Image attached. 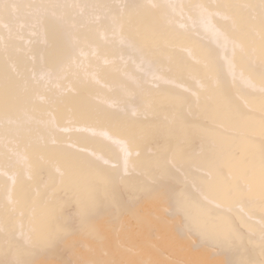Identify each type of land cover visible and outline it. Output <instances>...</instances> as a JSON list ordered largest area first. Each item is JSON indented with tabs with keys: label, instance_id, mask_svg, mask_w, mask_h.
<instances>
[{
	"label": "rangeland",
	"instance_id": "1",
	"mask_svg": "<svg viewBox=\"0 0 264 264\" xmlns=\"http://www.w3.org/2000/svg\"><path fill=\"white\" fill-rule=\"evenodd\" d=\"M203 4L206 0H0V100L4 99L0 104V264H122L125 259V264H133L132 261L141 253V258L135 263L144 264L147 240L156 243L161 238L153 225L156 221L167 226L183 251L180 260L172 264H264V209L257 210L258 203L253 199V193L262 185L264 188V184L259 185L261 181L264 183V165L258 166L264 158V147L258 150L257 156H252V143L257 136L248 138L250 130L245 127L238 134L247 137L249 144L235 148L232 132L228 129L231 121L239 116L253 114L252 105L241 99L246 93L234 95L233 81L228 80L221 85L227 91L222 97L228 96V104L218 107L211 102L216 96L211 92L218 87L217 83L209 84L213 82H209L210 79L219 77L215 72L222 68L221 55L216 47L228 42L246 43L249 38L241 39L243 34L264 37V30L251 23L263 22L264 13L256 10L253 16L239 21L242 25L238 29L236 17L246 11V2L211 0L207 11L232 13V19H222L213 14L212 23L219 30L229 29L230 39L221 44L213 39H201L191 47L175 44L178 38L187 37L188 33L182 32V27L176 29L174 16L178 14L181 19L188 20L187 14H191L198 18L200 11L197 7ZM4 5L16 7L5 10ZM176 6L178 9L174 8ZM109 7L111 10L108 11ZM116 34L123 37L115 38L113 44L106 42ZM195 36L199 40L203 35L197 33ZM86 44L95 45L97 53L103 47L104 56L100 58L96 53H90L84 57L74 53L76 46L85 49ZM127 44L134 49L127 50ZM260 44L264 45V39ZM208 50L212 52L207 54ZM250 58L248 56V60ZM73 59L77 60L75 65ZM138 60L141 67L157 65L160 73L170 72L173 78L178 79L177 84L155 80L147 85L143 82L131 86L133 73L130 69ZM236 63V66L240 65ZM207 64L210 66L206 67ZM254 66L256 75L264 71V55ZM87 69H91V73L84 76ZM137 73L141 78L156 77L155 72ZM98 78L102 81H97ZM144 84L152 98L151 105L157 104L158 108L145 110L140 125L152 133L141 143L138 140L141 129L135 126L137 128L130 136L137 148L130 155L135 162L128 173L119 178L116 163H102L91 152L95 147L103 149L108 138L101 139L98 132L78 125L82 122L87 126L117 125L123 128L126 125L125 113H119L118 105L104 107L101 104L110 94L127 88L135 100L142 103L141 88ZM262 84L264 77L254 86ZM94 89L98 95L88 99ZM262 91L264 89L259 92ZM168 93H171L170 98H167ZM46 95L48 98H44ZM81 98L85 99L86 108L100 104L94 112L99 115L98 120H73L72 125L79 128L66 130L62 127L54 136L49 135L52 129L46 125L50 118L37 120V117H48L65 109L61 117L54 120L56 126L62 124L74 115L75 107H82L83 104H78ZM118 102L115 101L116 104ZM169 102L171 111L166 114L164 106ZM42 105L45 110L39 109ZM223 108H237L231 120L205 126ZM206 109L209 111L205 112ZM21 111H30L34 115L29 129H25L24 121L17 129L14 128V119L20 117ZM179 128L183 131L179 132ZM218 132L222 138L215 139ZM82 134L87 138H82ZM54 137L63 138L58 143L59 148L71 150L61 153L63 158L71 156L74 160L78 153H82L80 161L92 162L80 164L72 170L66 166L62 171L54 169L52 153L55 155L59 149H54ZM73 138H77V145L67 143ZM19 145H23V154L34 164L30 168L31 177L26 178L25 201L18 209L16 198L7 200L5 195L9 170L18 169L16 178L20 179L23 168L27 166L14 160L15 149ZM178 145H182L181 150H175ZM118 147L119 143H115L110 150L116 153ZM39 151H46L49 158L38 155ZM233 151H239L235 159L230 158ZM201 154L205 155V163L195 172L189 162ZM106 165L110 171L103 175L101 171ZM90 166L100 175L88 176ZM228 166L239 169L240 176L231 175L223 183H218ZM34 171L36 180L32 179ZM103 176L112 179V183L99 186V182L104 181ZM240 179L242 182L257 179L252 190L243 197L240 194L247 189L244 185L238 186ZM127 181L129 183L125 186ZM39 184L43 196L37 201L36 186ZM86 186L92 189V197L97 202L95 207L87 205L89 210L85 209L87 216L83 219L76 211L75 203L66 201L83 202L87 196L84 192ZM56 187H59L58 192H53ZM214 190L217 195L213 194ZM16 191L14 189L10 193L16 194ZM228 195L232 196V201L226 202ZM149 201L153 202L152 205ZM38 203L43 205L44 211L40 214L44 217L35 226L36 231L29 232V225L33 223L29 213ZM170 203L172 207L169 209ZM141 204H146L149 211H145L150 213L143 222L152 225L153 232L136 244L119 242L110 249L112 242L120 239V234L103 237L99 229L113 227L119 214L124 216L120 225L137 228L139 223L132 213ZM49 210L54 214L48 215ZM24 216H29V221L22 220ZM102 218H107V221L102 222L98 229ZM80 222H91L90 231L77 232ZM63 224L65 230L55 234L56 228ZM44 231L46 234L40 237ZM73 233L77 234L76 237H72ZM37 243L42 246L38 247ZM96 247L102 250L98 255H95ZM116 250L122 251L124 258L116 256L109 261V256H115ZM171 252L168 248L152 261L159 262L158 259L166 258ZM199 254L203 256L199 257Z\"/></svg>",
	"mask_w": 264,
	"mask_h": 264
},
{
	"label": "bare ground",
	"instance_id": "2",
	"mask_svg": "<svg viewBox=\"0 0 264 264\" xmlns=\"http://www.w3.org/2000/svg\"><path fill=\"white\" fill-rule=\"evenodd\" d=\"M150 1H158V0H150ZM177 1V0H172ZM211 0H206V4L200 5L198 8V10L200 11L198 18H193V16L191 14H187V18L188 20H183L180 18V16L177 14L176 16H174V20H175V27L176 29H182L181 31H187L185 33H188L187 37H180L178 38V40H176L175 44H187L189 45V47L191 46H196V43H198L199 41L202 40H209L211 41L212 39L215 40V42H217L218 44H221L223 42L228 41L229 38V29L226 30H219L218 27H214L212 25L213 23V14H217L218 16L222 17V19L227 18V19H232V13H227V14H221V12H217L216 10L214 12L213 9L212 11H207L208 8V4ZM240 0H234L235 2H238ZM246 2V11H244L241 15H237V22H236V28H241L242 22L239 21H243L244 19H247L251 16H253L256 12V10H261L264 13V0H244ZM254 1V2H253ZM192 3V2H191ZM190 7H193L191 4H189ZM188 5V7H189ZM175 9H178V6L174 7ZM197 8H195V11L197 10ZM194 10V7L191 8ZM235 9V8H234ZM111 10L110 7L108 8V11ZM202 11V12H201ZM204 11V12H203ZM207 11V12H206ZM195 14V13H194ZM107 15V14H106ZM238 16L240 19H238ZM252 25H259L258 27L261 28L262 30H264V21L263 22H251ZM187 28V29H185ZM253 28V27H252ZM254 29V28H253ZM219 30V32H217ZM255 30V29H254ZM191 31H193L195 34L199 33L203 36H200L201 38L199 40L196 39L195 34H193ZM212 31V32H211ZM245 31V30H244ZM205 33H210V34H204ZM123 37L121 34H116V35H112L110 38L107 39L106 42H111L112 44L115 43L114 40L115 38H121ZM245 37L248 39V41H246V43L243 44H234L233 42H228L227 45H223L220 47H216V49H218V52L221 55V59H220V67L221 71L218 70V72H215L217 74V76L219 75V77L217 78H212L209 80V83L211 84V86H213V83H217V88H215L214 91H212V94H216V96H214V98L211 100V102L215 105H217L218 107H225V105L228 104V96H225V98L222 97V95L224 93H227V91L224 88H221L223 86H221L223 83H225L226 81H233L234 84V95H241L242 93H246L244 96H241V99L244 101V103L246 104H250L251 106V110H253V114H246L243 116H239L236 120L231 121V123L228 126V129L232 132V136H231V140L234 141L235 143V148L240 147L243 148L244 146L248 145V138H251L252 136H257V139L254 143H252V145L254 146V154L252 156H257L259 154L258 150L262 147H264V91H262V93H260V90L264 89V84H262L261 86H257L260 87V89H256L257 87L254 86V84L256 83V81L261 80L264 77V71H262L259 75H256V73H254L255 71V64L256 61L260 59H262L263 55H264V45L262 46L260 44V42L264 39V37H260V36H250V33L246 34V35H240L241 39H245ZM252 37V38H251ZM202 39V40H201ZM197 41V42H196ZM127 46H129L128 48H126L127 50H133V46H130L127 44ZM75 51L74 53L77 54H81L84 57H87V55H89L90 53H96V55L98 57H102L104 56V48L100 47L97 53V50H95V45H88L86 44V48H80V47H75L74 48ZM95 50V51H94ZM207 54H209L210 52H212L211 50L206 51ZM248 56H250V60H248ZM259 57V58H258ZM87 61L89 60L88 58H86ZM73 63V65H75L77 62V60ZM243 61V64H241ZM240 64L239 66H236L237 63ZM241 62V63H240ZM141 61H136L133 64V67L130 69V71L133 73V76L130 78L131 81V86H133L134 84H140V83H145L146 85L150 82H169L171 84H177L178 79L173 78L170 75V72L165 71L164 73H160L159 68L157 65L155 66H150L145 64L144 67L140 66ZM218 64V63H217ZM151 65V64H150ZM209 67L210 65L207 64L206 67ZM86 67V65H85ZM138 71H144L147 73L150 72H155L156 77L154 79H151V77L148 76H144L143 78H141V76H139V74L137 73ZM91 73V69H87L86 73L84 74L87 75ZM197 79V78H195ZM232 79V80H231ZM97 81L101 82L102 79L98 78ZM143 85V87L141 88V92L143 93V102L139 103L137 102V100H135V96L133 93H131L130 89H122L120 91H117L116 93H112L109 95L108 98H106V103L102 102V106H108L110 105L111 107L114 105H118L119 107V113H125V120H126V125L123 128H119L117 125L113 126V127H102V126H87L82 124V122H79L80 124L78 125L80 128H85V130H94L96 132L99 133V138L103 139L105 137L108 138L107 144L103 147V149L98 150L99 148H93L91 149L92 153L94 154V156L98 157V159L103 163V162H110V163H116L117 164V170H118V177L122 178L124 177V175H126V173H128L130 166L135 162V159L130 156L133 154L134 151L137 150V148L134 146L133 141L130 139L131 134L133 133L134 129H136L138 126V129H141L140 132V137L138 138L139 141H141V143H144L148 138L149 135L152 133L151 130H148L146 127L140 125V119L141 116L144 114L145 110H149V111H153L154 109L158 108L157 104H153L151 105L152 101H151V97L148 95V88L146 85ZM92 88H95L94 85H92ZM114 88H116V85H114ZM250 88H252V90H249ZM197 89H195L196 91ZM248 91V92H246ZM252 92V93H251ZM98 91L96 89H94L91 93H89L88 99H93L98 95ZM210 93V94H211ZM209 93H207L206 95H210ZM171 97V93H168L167 98ZM44 98H48V96H44ZM4 99H1V103H3ZM119 100V102L116 104L115 101ZM196 101V100H195ZM198 101V100H197ZM147 105H145V103H147ZM86 101L85 99L81 98L78 101L79 106L81 104L82 107H75L73 109V113L74 115L72 117H70V119H68L66 122L60 124V125H55V121L57 118L61 117V114L64 112L65 109L63 110H58L57 114L55 113V115H48L47 116H42V117H37V120H48V118H50V121H47V126L49 127V129H52L49 133L50 136H54L56 133V130H58L59 128L65 127V129H69L72 130L79 128L78 126H73L71 121L73 120H84V119H96L98 120L99 115H96L94 112L96 111V108L100 106V104H96L90 108H86L84 105ZM145 105V106H144ZM40 110H45V106L42 105L40 108ZM237 108H231V109H225L223 108L221 110V113L218 116H215L214 118H212L210 120V123H207V125L205 126H213V124H217V123H221L222 121H230L233 114H235ZM164 111L166 114H168V112L170 113L171 111V104L170 102L167 103L164 106ZM209 110H205V112H207ZM20 117L14 119V128L17 129L20 122L24 121V127L25 129H29L30 128V123L34 120V115L28 111V112H23L21 111L19 113ZM50 116V117H49ZM206 116L209 117V114L206 113ZM52 118V119H51ZM52 120V121H51ZM54 127H56L55 129H53ZM204 127V125L202 126ZM247 127L250 130L249 133V137H244L241 136L240 130L242 128ZM72 128V129H71ZM145 128V129H144ZM32 130V129H31ZM183 129L179 128V132H182ZM219 134H217L216 138H222V134L220 132H218ZM66 134H71V133H66ZM82 138H87L86 134H82L81 135ZM212 137V136H211ZM214 137V136H213ZM63 140V138H57L54 137L53 141L56 142L55 144V148L54 149H58V143L61 142ZM209 140V137L207 139V141ZM67 143L70 144H75L77 145V138H73L71 140H68ZM115 143H119V147L117 149L118 152L114 153L110 150L111 146ZM82 147V145H80ZM181 146L182 145H178L175 150H181ZM140 148H143L144 146H139ZM168 150L170 148H167ZM71 150L70 148H65V149H61L59 148L57 150V153L54 155L52 153L53 159H51V164L54 166V169H57L59 171H62V169H64V166H66L69 169H76L77 167H80V164H90V160H88L87 162L85 160H79L80 159V155H82V153H78V157L74 160L73 158L70 157H66L63 158L61 153H69ZM239 151H233L232 155L230 156V158L235 159L239 154ZM44 155L45 157L49 156L47 155L46 151H39L38 155ZM30 156L32 157V154H30ZM204 158L205 155L201 154L199 155V157L195 158V159H191L190 163V167L192 168V170H197L199 167H201L205 162H204ZM16 163H26L27 166L23 168V173L20 179L16 178V174L18 172V169L16 168H12L11 170H9V172L7 173V175L10 177L8 179L7 182V189H6V199L7 200H13L16 198V205L19 208H21L23 206V202L25 201V186H26V178L31 177L30 173L31 170L30 168L33 166L34 161L30 160L28 157H26L23 154V145H19L17 146V148L15 149V158H14ZM63 161V162H62ZM75 161H80L76 164ZM65 163V164H64ZM264 165V158L262 159V161L258 162V166H263ZM91 170H89L90 172H88V176L90 177H96L100 175V172L96 169H92V167L90 166ZM108 171H110L109 166L106 165V167L104 168V170H102L101 172L103 173V175H105ZM196 172V171H195ZM241 172L239 169L237 168H230V166H228V168H225L224 173L222 174L223 176H221L220 180L218 183H223L229 176L234 175V176H240ZM186 175V174H185ZM103 180L104 181H100L99 182V186H101V184H107V183H112V179H106L105 176H103ZM37 176L35 171L33 172L32 175V179L36 180ZM77 178L79 179H85V178H81V176H78ZM257 181L253 180V179H249V181H245L242 182L241 179L238 182V186L242 187V185H244L246 187L247 190H244V192L242 194H240V196H245L247 195V193H249L253 187V185H255L254 183ZM128 181L125 183V186L128 185ZM119 184V183H118ZM264 184L263 181L259 182V185ZM40 185H37V201L39 200V197L42 198V193L40 190ZM263 186V185H262ZM259 187L258 190H256L255 193H253V199L257 201L258 206L256 207L257 210L260 209H264V188ZM16 189V194H12L10 193L11 190ZM59 187L55 188V191L52 190L53 192H58ZM113 191V190H112ZM52 192V193H53ZM87 196L85 197V200L83 202H78L77 200H68L66 202H73L76 205V211L78 213H80V215L82 216V218L84 219L85 216H87V212H88V207L87 205H93L92 207H95V203L97 201H95V199H93L92 194L93 191L92 189L88 188V186L85 187V191H84ZM110 192V191H109ZM214 195H217L218 192L216 190H214L213 192ZM111 196H113V192H111ZM232 201V196L228 195L226 202ZM149 204L152 205L151 201L148 202ZM147 205L146 204H141L140 207H138L137 209L133 210L134 214L132 213V216L134 217V219L139 223L137 228H133L132 226L129 225H120V221L123 223V218L124 216L119 214V216L116 217V221L114 222V226L113 227H109L106 230H102V228H100L102 222L107 221V218H102V220H99L98 223V229L101 232L100 236H105V235H109L111 237L115 236L116 234H120V239L117 240L116 242H112V244L110 245V249H113V245H115L116 243L118 244L119 242H121V244L127 245V244H136L137 242H140V240H142L143 236L151 234L153 231L150 228V226L148 223L143 222V219H145L150 213H146L145 209H146ZM170 207H172V204L170 203L169 205V209ZM85 209H87V212L85 211ZM93 208H90V210ZM148 210V209H146ZM44 209H43V205H41V203H38L36 206H33V210L31 213H29V215L32 218L33 223H31L29 225V232H35L36 228L35 226H37V223H40L41 220L43 219V215H41L40 213H43ZM120 211H123V209H121ZM119 211V212H120ZM149 211V210H148ZM54 211L49 210L48 211V215H53ZM79 219V218H78ZM22 220L25 221H29V216H24V218H22ZM8 221V218L7 220ZM19 221V220H18ZM76 221V220H75ZM91 223V222H90ZM90 223L85 222L83 224H79V228L77 230V232H81L83 231L85 232H89L92 225L90 226ZM66 225V224H65ZM156 229L158 230L159 234H161V238L159 240V242L157 241L155 242H151L149 239L147 240L145 246H144V252L146 254V259H145V263L144 264H156V263H160V264H172L171 262H175L177 260H180V258L183 256V251L181 250L180 246H179V242L177 241V238L174 237V235L172 233H170V231H168L167 226L164 225L163 223L157 222L153 224ZM262 226H264V220L262 221ZM146 229V230H145ZM63 230H65V226L64 224L59 226L58 228H56L55 234H59L60 232H62ZM75 232V233H77ZM73 233L74 236L72 237H76L77 234ZM40 234V233H39ZM46 234V231L42 232V234H40V237H43V235ZM107 238V237H106ZM147 239V238H146ZM38 247H41L42 245H40V243H37ZM58 246H60L58 244ZM138 248V250L140 251L141 248L140 247H136ZM170 248L171 249V253L169 256H167L166 258H162V259H158L159 262H155L152 261L153 259H156V256H158L159 254H161V252H163L164 250ZM174 248V249H172ZM177 250H176V249ZM97 250V254H100V251H102L101 249H99V247L95 248ZM115 256L110 255V259L109 261L114 260V258L117 256H121L123 252L116 250L115 251ZM142 254V253H141ZM141 254H139L133 262V264H136L135 262H137L141 257ZM199 257H202V254L198 255ZM124 258V257H122ZM94 259V258H93ZM93 262V260H92ZM127 263V260L125 259L122 264ZM143 263V262H142ZM213 264V263H211Z\"/></svg>",
	"mask_w": 264,
	"mask_h": 264
},
{
	"label": "snow or ice",
	"instance_id": "3",
	"mask_svg": "<svg viewBox=\"0 0 264 264\" xmlns=\"http://www.w3.org/2000/svg\"><path fill=\"white\" fill-rule=\"evenodd\" d=\"M262 6H264V5H262ZM3 7L6 10L8 7H16V6L15 5H4Z\"/></svg>",
	"mask_w": 264,
	"mask_h": 264
}]
</instances>
